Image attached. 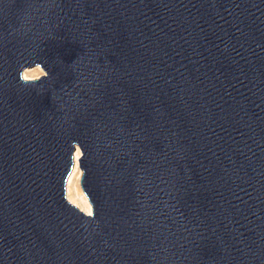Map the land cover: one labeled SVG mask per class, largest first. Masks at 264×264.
<instances>
[{"label": "water", "instance_id": "obj_1", "mask_svg": "<svg viewBox=\"0 0 264 264\" xmlns=\"http://www.w3.org/2000/svg\"><path fill=\"white\" fill-rule=\"evenodd\" d=\"M0 264H264V0H0Z\"/></svg>", "mask_w": 264, "mask_h": 264}, {"label": "bare ground", "instance_id": "obj_2", "mask_svg": "<svg viewBox=\"0 0 264 264\" xmlns=\"http://www.w3.org/2000/svg\"><path fill=\"white\" fill-rule=\"evenodd\" d=\"M38 73L37 69H25L22 73L23 78L25 76L28 79L32 78L34 75ZM80 155V151L77 148L74 154V165L72 171L68 177L67 185H66V196L70 203L77 206L79 209L88 213V210L91 209V205L85 196V194L81 191L79 187V178L81 175V169L78 167V157Z\"/></svg>", "mask_w": 264, "mask_h": 264}, {"label": "rangeland", "instance_id": "obj_3", "mask_svg": "<svg viewBox=\"0 0 264 264\" xmlns=\"http://www.w3.org/2000/svg\"><path fill=\"white\" fill-rule=\"evenodd\" d=\"M26 69H28V68H26ZM29 69H37V70H38V73H37L36 75H34L32 78H37V77H39L41 74L44 73L43 70H42L39 66L32 67V68H29ZM78 167H79V166H78ZM81 174H82V170H81ZM80 178H81V175H80ZM80 178H79V187H80ZM80 189H81V187H80ZM81 191H82V189H81ZM82 192H83V191H82Z\"/></svg>", "mask_w": 264, "mask_h": 264}, {"label": "snow or ice", "instance_id": "obj_4", "mask_svg": "<svg viewBox=\"0 0 264 264\" xmlns=\"http://www.w3.org/2000/svg\"><path fill=\"white\" fill-rule=\"evenodd\" d=\"M25 79H28V77L27 76H25ZM88 212H89V215H91L92 213H91V209H89L88 210Z\"/></svg>", "mask_w": 264, "mask_h": 264}]
</instances>
